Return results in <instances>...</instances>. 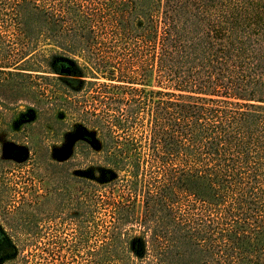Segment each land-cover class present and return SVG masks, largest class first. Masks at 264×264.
Segmentation results:
<instances>
[{"label":"trees","instance_id":"16d2710c","mask_svg":"<svg viewBox=\"0 0 264 264\" xmlns=\"http://www.w3.org/2000/svg\"><path fill=\"white\" fill-rule=\"evenodd\" d=\"M0 109V264H264V0H0Z\"/></svg>","mask_w":264,"mask_h":264},{"label":"rangeland","instance_id":"374dc122","mask_svg":"<svg viewBox=\"0 0 264 264\" xmlns=\"http://www.w3.org/2000/svg\"><path fill=\"white\" fill-rule=\"evenodd\" d=\"M49 76H58L57 74H48ZM47 95H50V88L47 89ZM25 104V103H24ZM29 104V103H28ZM27 104L25 105H20L17 109V111H23L25 110ZM30 105V104H29ZM85 108L81 109L82 111H84ZM1 111H4L3 109H0ZM55 115L59 116L60 118H63L64 121H66L69 125H72L74 123H76L77 119L74 115V113L64 109V108H56L55 110ZM16 118V117H15ZM6 118L5 120L0 118V136L2 138H4V140L8 141L12 138V133H16V134H21L24 135L23 133V128L26 126V124L22 121L25 120H14V123L12 121H8L6 124ZM35 125V124H34ZM43 128L41 127H34L33 128V132L32 134H35L36 132H41ZM53 130H50L49 133H52Z\"/></svg>","mask_w":264,"mask_h":264},{"label":"water","instance_id":"95a60500","mask_svg":"<svg viewBox=\"0 0 264 264\" xmlns=\"http://www.w3.org/2000/svg\"><path fill=\"white\" fill-rule=\"evenodd\" d=\"M62 71L66 72V70H65V69H62Z\"/></svg>","mask_w":264,"mask_h":264}]
</instances>
